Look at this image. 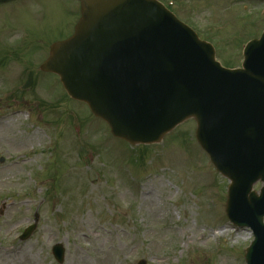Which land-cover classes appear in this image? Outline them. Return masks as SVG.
<instances>
[{"label": "rangeland", "instance_id": "1", "mask_svg": "<svg viewBox=\"0 0 264 264\" xmlns=\"http://www.w3.org/2000/svg\"><path fill=\"white\" fill-rule=\"evenodd\" d=\"M178 1L174 10L223 64L239 67L236 43L264 28V0ZM78 19L77 0L0 5V264H59L58 242L63 264H245L253 233L227 219L229 180L199 147L194 119L158 144L132 147L69 98L58 76L39 74ZM25 69L37 75L24 93Z\"/></svg>", "mask_w": 264, "mask_h": 264}, {"label": "water", "instance_id": "2", "mask_svg": "<svg viewBox=\"0 0 264 264\" xmlns=\"http://www.w3.org/2000/svg\"><path fill=\"white\" fill-rule=\"evenodd\" d=\"M81 12L42 70L59 74L72 98L133 144L159 142L195 117L198 141L231 180L229 218L254 230L247 264H264V187L251 192L264 181V38L250 45L244 69L232 71L156 0H82ZM53 252L63 262V246Z\"/></svg>", "mask_w": 264, "mask_h": 264}, {"label": "bare ground", "instance_id": "3", "mask_svg": "<svg viewBox=\"0 0 264 264\" xmlns=\"http://www.w3.org/2000/svg\"><path fill=\"white\" fill-rule=\"evenodd\" d=\"M17 164H19V163H17ZM223 232H227V228H225V229L219 231L218 233H219V234H222Z\"/></svg>", "mask_w": 264, "mask_h": 264}]
</instances>
